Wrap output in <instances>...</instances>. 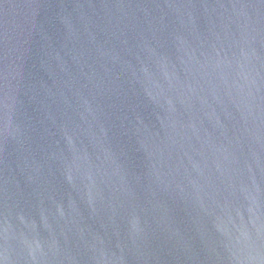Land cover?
<instances>
[{
	"label": "water",
	"instance_id": "1",
	"mask_svg": "<svg viewBox=\"0 0 264 264\" xmlns=\"http://www.w3.org/2000/svg\"><path fill=\"white\" fill-rule=\"evenodd\" d=\"M0 264H264V0H0Z\"/></svg>",
	"mask_w": 264,
	"mask_h": 264
}]
</instances>
